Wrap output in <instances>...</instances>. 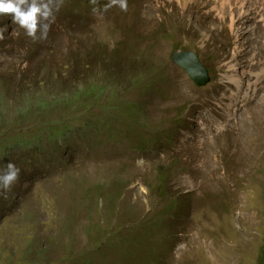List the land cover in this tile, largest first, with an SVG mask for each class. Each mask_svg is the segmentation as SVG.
Segmentation results:
<instances>
[{
    "label": "rangeland",
    "instance_id": "obj_1",
    "mask_svg": "<svg viewBox=\"0 0 264 264\" xmlns=\"http://www.w3.org/2000/svg\"><path fill=\"white\" fill-rule=\"evenodd\" d=\"M72 2L82 9L55 10ZM109 4L53 0L47 33L35 40L0 16L8 117L25 93L71 96L88 82L113 87L123 106L105 94L75 112L56 108L38 117L65 121L64 144L45 145L31 162L16 159L18 179L0 206V264H128L114 243L100 250L98 235L129 219L152 227L150 218L166 205L148 191L160 172L184 206L181 216L152 228L151 264H255L264 244V0ZM175 49L199 55L208 85L196 87L171 63ZM144 73L152 80L146 94L142 81L129 82ZM256 75V88H246ZM7 111L2 120L19 150L61 133L50 123L23 130L32 117L20 127ZM86 121L97 123L81 129Z\"/></svg>",
    "mask_w": 264,
    "mask_h": 264
},
{
    "label": "clouds",
    "instance_id": "obj_2",
    "mask_svg": "<svg viewBox=\"0 0 264 264\" xmlns=\"http://www.w3.org/2000/svg\"><path fill=\"white\" fill-rule=\"evenodd\" d=\"M93 3H95V0H93ZM117 4L120 6L121 10H126L127 8L126 0H110V4L106 5L105 9H107L108 7L112 5H117ZM52 5H53V0H0V16H5V15L11 16L12 23L24 29L26 35L29 37H32L35 40L37 38L36 33L38 31L41 32L42 36L46 35L47 33V30L49 27V24L47 23V21H49V18L52 16V11H53ZM58 14L60 13L58 12ZM4 30L6 29H0V40L4 38L3 37ZM181 50L194 52L192 50H186V49H175L172 52L181 51ZM171 54H170V61H171ZM198 58L200 60L199 55H198ZM133 60H135V58H133ZM173 65L185 73V71L179 68L177 65L175 64ZM208 74H209V71H208ZM143 77L147 78V74L144 73L139 77H132L129 80V82L131 83L130 86H134V85H137L139 81H142L143 84H141L140 89L143 91V89L145 88V91H143V93L146 94L151 89L152 80L144 81ZM136 78H141V79L137 81ZM209 78H210V75H209ZM159 79L161 80L162 78H159ZM87 84H93L94 86L100 85V87L107 86L104 84H95L91 82H88ZM87 84L83 86L86 87ZM253 92L254 90L252 91V93ZM63 93L64 92H62V94L58 97H52L48 99L54 100L56 98L61 97ZM105 94H108L110 98L109 99L110 104L117 105L118 107H123L120 104H118L119 102H116V100L120 101L119 100L120 96L114 93L113 87H110L109 90L108 89L104 90L101 95L103 96ZM24 95L25 94H23V96ZM102 96L100 99H102ZM22 97L20 98V101H22ZM0 99L3 103L2 109H0L1 116L5 117L6 107L8 108L6 117H8V115H12V112H10L9 110L10 107L9 106L5 107V104H4L6 97L0 94ZM106 101H107V98L104 99V102ZM128 108H136V103H132L131 105H128ZM20 111H21V106L15 112L14 118H10V117L8 118H10L12 122L18 121L17 123H19L20 127H22L21 118H19ZM134 114H136V112ZM59 118L60 117H57L55 119L44 118L42 120H39L38 117L32 118V122H29L28 125L24 126L23 130H25L26 127L30 126L34 129H37L38 132H40L42 130L43 123L45 124L50 123V124H53L52 126H54L56 129H58L56 132L61 130V133H59V135H57V133L56 134L54 133V135L52 136V139L42 137L35 145H30V147L28 148L25 146H22L24 148L22 150H19L17 147H15L13 144L10 143V141L14 139L15 133H13L12 135H9L8 132L11 131L12 129H7V127H5L4 125V121L3 120L1 121L0 123V171L5 172V173L4 175L0 176V206L4 205V197L6 195L7 188L14 181L18 179L19 169L16 168V159L23 160L24 158L26 159V161L31 162V160H35L34 157H37L39 156L40 153H42L43 149L46 148V146L52 143H56L58 146H62L64 144L61 139L65 135V130L67 129V125L66 123H63V124L58 123ZM96 123H94L93 125H90L88 121H86L82 124L84 127L81 126L80 128L81 129H85V128L92 129L95 127ZM37 124H38V128L36 127ZM5 132H7L8 135H6ZM28 132L29 130L27 129L25 133L23 132H20V133L27 135ZM150 142L151 140L145 139L143 144L147 147ZM140 144L143 145L142 143ZM3 146H6L4 151H2ZM28 149L30 151H28ZM25 152H27V154ZM159 175H160L159 180L158 179L156 180V186L154 187V189L152 191L148 189V191L151 192L153 196L158 197L162 200H165L166 205L164 208H162L161 210L153 214L152 217L150 218L149 224H151L152 226V227H148L150 231L147 228H145L146 224L142 222L136 223L134 221H131L130 219L124 222H120L121 226L117 227L114 232L108 230L106 233L103 231L99 233L98 246L100 250L107 249L106 246L108 244L114 243L115 250L121 251L125 255L126 259L128 260V264H151V259H147L146 253H148L151 256H154L153 252L156 250V248L152 247L154 243L152 242L153 241L152 238H150L153 235L152 228L154 226L163 227L166 219H171V218H174L175 216H181L183 214V206H184V201L180 200V197H181L180 195L175 197V196H171V194L169 193L170 191L169 181H168V178L165 177V174L163 172H160ZM160 180L162 181L159 182ZM114 199L115 198L113 196H110L108 198V202L113 203ZM172 199H176V203L172 208L167 210L169 207L168 204ZM143 232L147 233V237L145 236ZM139 239H140L139 241L140 243H138ZM146 243L149 246V249H146V247L144 246V244ZM33 245L29 244V246H33ZM162 255L163 253L162 252L160 253V249L157 250L156 257H159L160 259H162ZM155 259L157 258H154L153 260Z\"/></svg>",
    "mask_w": 264,
    "mask_h": 264
},
{
    "label": "trees",
    "instance_id": "obj_3",
    "mask_svg": "<svg viewBox=\"0 0 264 264\" xmlns=\"http://www.w3.org/2000/svg\"><path fill=\"white\" fill-rule=\"evenodd\" d=\"M62 1H64V0H62ZM68 4L69 3L59 4V6H57L55 8V10H57L61 15H67L68 12H72V9H74V11H78L79 9H82L79 7L80 3H78V2H72L69 6H67ZM88 5H89V3H88ZM140 79L141 78H136L137 81H139ZM98 86H100V85H95V87H90V89H88V90H86L85 86H82L80 88L74 89L71 96H68L66 94V92H64L61 97L56 98L54 100H49V99L44 98V97L36 98L31 93H25V95L22 97V101H21L22 106H21L19 118H28V117L37 118L41 114L50 115L52 113V111H54V109H56V108H60V109H64V110H70V112H75L76 109L83 108L86 105L87 101L99 100L102 96L101 94L103 93V91L107 90V89L109 90V88H110L109 86H101L102 91L99 93L97 90ZM143 91H145V88L143 89ZM108 101H109V99H108ZM106 103H107V101L103 102L101 107L105 106ZM2 106H3V103L0 99V109H2ZM2 117L3 116H1V110H0V123L2 121ZM61 118L63 119L62 116H61ZM58 123H60V124L65 123V121L61 122L60 120H58ZM5 148H6V146H3L2 151H4ZM161 181L162 180H160L159 182H161ZM175 203H176V199H172L168 204L169 207L167 210L172 208L175 205ZM144 234L147 237V233H144ZM139 241H140V239L138 240V243H140ZM144 246L146 247V249H149V246L147 245V243L144 244ZM255 264H264V244H263V246H261L259 248V250L257 252Z\"/></svg>",
    "mask_w": 264,
    "mask_h": 264
},
{
    "label": "water",
    "instance_id": "obj_4",
    "mask_svg": "<svg viewBox=\"0 0 264 264\" xmlns=\"http://www.w3.org/2000/svg\"><path fill=\"white\" fill-rule=\"evenodd\" d=\"M171 62L184 70L196 86L202 87L209 83L208 71L196 53L185 50L174 51L171 54Z\"/></svg>",
    "mask_w": 264,
    "mask_h": 264
},
{
    "label": "bare ground",
    "instance_id": "obj_5",
    "mask_svg": "<svg viewBox=\"0 0 264 264\" xmlns=\"http://www.w3.org/2000/svg\"><path fill=\"white\" fill-rule=\"evenodd\" d=\"M239 21V20H238ZM247 22V21H246ZM250 22V21H249ZM263 26V25H262ZM261 26V27H262ZM263 28H264V26H263ZM263 31V30H262ZM233 67V66H232ZM232 67H230V69H233ZM237 67V66H236ZM245 68V67H244ZM229 69V70H230ZM239 69H241V68H239ZM234 70V69H233ZM233 70H231V71H233ZM243 70V69H242ZM236 71V70H235ZM241 71V70H240ZM245 70H243V72H244ZM230 73V72H229ZM238 74H239V72H238ZM234 75H235V73H234ZM238 76V75H237ZM245 76V75H244ZM257 76V78H253V80L252 81H250V82H248L246 85H245V87L246 88H248V89H255L256 88V86H257V82H258V76L259 75H256ZM232 77V76H231ZM233 77H236V76H233ZM228 78H230V77H228ZM239 78H242V77H239ZM248 78H249V76H248ZM229 81H232L231 79H228ZM235 85H237L236 83H235ZM242 94H244V93H242Z\"/></svg>",
    "mask_w": 264,
    "mask_h": 264
}]
</instances>
